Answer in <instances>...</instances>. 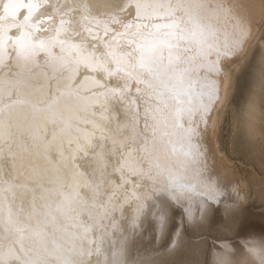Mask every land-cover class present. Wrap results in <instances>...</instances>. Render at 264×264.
Listing matches in <instances>:
<instances>
[{
	"label": "snow or ice",
	"instance_id": "1",
	"mask_svg": "<svg viewBox=\"0 0 264 264\" xmlns=\"http://www.w3.org/2000/svg\"><path fill=\"white\" fill-rule=\"evenodd\" d=\"M248 25L224 0H0V264H99L97 233L140 212L146 181L166 183L168 143L202 178L203 141L248 74ZM252 71L264 98V47ZM257 118L253 92L238 136Z\"/></svg>",
	"mask_w": 264,
	"mask_h": 264
},
{
	"label": "bare ground",
	"instance_id": "2",
	"mask_svg": "<svg viewBox=\"0 0 264 264\" xmlns=\"http://www.w3.org/2000/svg\"><path fill=\"white\" fill-rule=\"evenodd\" d=\"M224 3L227 7L235 6V12L249 22L246 48L249 57L256 46L264 47L259 38L264 27V0H224ZM216 23L219 30L231 32L234 20L221 15ZM253 87L251 94L256 93L259 117L260 110L264 112V98L259 95L256 82ZM46 96L47 87L43 93V97ZM66 100L62 98L52 112L59 115L66 107ZM227 108L219 114L216 134L211 140L203 141L202 164L207 165L204 176L201 178L189 164L191 157L185 156L180 145L166 144L158 161L166 183L154 185L146 181L137 193L142 196L140 212L137 213L135 202L124 205V217L116 213L121 226L97 233L99 252L93 256L94 261L98 260L99 264L108 261L118 264H219L225 259L230 264H260L264 255V174L260 175L252 167L244 169V176L223 151L220 129ZM53 119V115L42 113L40 126L43 128L46 124L50 131ZM245 137L254 147L256 164L264 169V122L257 118L254 132ZM165 155L167 160L163 159ZM209 177L215 199H209L207 192ZM217 179L219 185L215 183ZM173 192L182 195V204L170 198ZM8 196L12 198V193ZM132 216L136 217L134 224L129 218ZM125 218L129 219L124 225Z\"/></svg>",
	"mask_w": 264,
	"mask_h": 264
},
{
	"label": "rangeland",
	"instance_id": "3",
	"mask_svg": "<svg viewBox=\"0 0 264 264\" xmlns=\"http://www.w3.org/2000/svg\"><path fill=\"white\" fill-rule=\"evenodd\" d=\"M260 38V45L264 42V27L262 30ZM262 46H256L252 54L248 57V61L245 64V67L248 70L246 77L241 78L239 81V91L234 93V98L229 101V107L225 113L221 129H220V142L223 151L228 155L233 164H235L236 169L245 175L244 169H252L254 167L260 175L264 174V169L256 164L254 160V147L250 144L245 135L238 136L234 121L236 115L240 112L241 108L246 103L248 97L253 91V84L255 82L253 78L252 68L254 67V58L259 55L260 48ZM251 65V67L249 66Z\"/></svg>",
	"mask_w": 264,
	"mask_h": 264
}]
</instances>
